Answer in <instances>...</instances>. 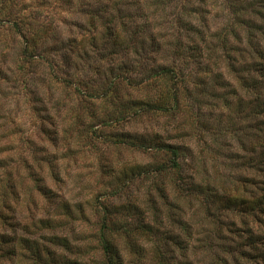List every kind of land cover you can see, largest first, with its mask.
<instances>
[{
	"label": "rangeland",
	"instance_id": "374dc122",
	"mask_svg": "<svg viewBox=\"0 0 264 264\" xmlns=\"http://www.w3.org/2000/svg\"><path fill=\"white\" fill-rule=\"evenodd\" d=\"M190 1L197 14L187 9V21L206 17L195 35H207L195 44L193 56L188 54L194 45L191 34L181 31L177 18L171 17L181 11L178 0H0V183L8 180L13 185L5 199L12 212L3 211L9 219L6 233L51 251L57 260L44 258L46 264H106L99 245L104 209L117 227L138 228L144 222L154 232L153 238L135 235L132 250L124 238H115L123 264H225L223 259L233 264L223 255L227 248L220 253L218 246L235 249L245 241L229 236L233 228L244 226L243 217L223 220V234L218 236L217 209L197 202L192 191L200 190L194 187L199 183L206 194L217 190L225 195L243 180H263V173L251 166L253 158L264 157V148L258 146L264 147V108L259 112L262 105L255 102L259 90L234 85V77L253 81L257 72L252 66H264V60L254 58L259 52L249 55L244 24L234 21L230 28L229 9L240 0ZM252 1L256 11L264 5ZM152 11L159 17L152 18ZM127 13L138 16L129 20ZM93 14L96 21L89 27ZM151 20L156 43L129 56L131 67L145 64L143 69H150L152 60L170 63L183 82L173 87L120 82L109 89L114 100L93 99L121 69L124 53L107 43L109 31L123 34L127 28L139 41L143 36L134 34ZM221 29L227 31L216 35ZM34 32L39 57L27 64L19 60L20 49ZM95 36L90 43L88 37ZM234 48L242 53V62L251 63L247 68L252 74L234 75ZM109 62L114 63L107 67ZM140 67L129 72L134 81ZM174 93L180 109L175 118L140 110L160 102L170 105ZM242 103L249 109L246 114L237 108ZM131 110L136 114L126 117ZM161 141L180 148L179 176L147 173L169 158L168 152L152 146ZM262 163L261 158L256 167ZM246 223L255 230L253 222ZM1 233L5 230L0 224ZM165 236L168 243L157 241ZM209 245L217 249L205 251ZM159 248L163 259L156 256ZM13 259L15 264H32ZM235 261L244 263L237 255Z\"/></svg>",
	"mask_w": 264,
	"mask_h": 264
},
{
	"label": "trees",
	"instance_id": "16d2710c",
	"mask_svg": "<svg viewBox=\"0 0 264 264\" xmlns=\"http://www.w3.org/2000/svg\"><path fill=\"white\" fill-rule=\"evenodd\" d=\"M245 2H249L247 7H243V4ZM261 2L264 3V0H262ZM199 3L201 2H198V4ZM231 3L232 1L229 4ZM177 4H178V7L179 5H181V9H180L181 11H179L178 13L176 12L172 13L171 17L177 18L178 23H179V25L177 26H179L181 31H184L185 34H189V33L191 34L192 36L191 43L194 45L193 47L189 48L188 54L193 56V51L194 50L197 51L196 49L197 46H195V44L197 42L204 41V39L206 40L207 38V35H202L201 39H197V36L195 35V33L196 34L199 33L198 31L199 28H197V26L199 24L200 26L205 25V22L203 21L206 19V17L205 18L202 17V20L195 19L194 22H191L190 20L187 21L188 16L190 19L191 15H190V10L188 11V13H185V11L187 9H192V12L197 14V10L195 9L196 4L195 3L192 4L190 0H178ZM254 7H255V4H253L252 0H240L237 2V6L231 7V9H229L231 10L230 14L232 15V19H231L232 25L230 28L234 29V21L236 24L238 21H239V24H244L246 27L247 33H248V37L245 36L244 42L246 41V46L251 47V51L249 52V55L251 56L253 53L259 52L263 54V56L261 54L259 55L254 54V58L256 57L259 60H264L263 58L264 57V5L262 8H259L257 11L254 9ZM152 13H154L153 14L154 16L152 18L159 17V14H155L154 11H152ZM94 15L95 14L92 15L93 16L92 18L90 17L88 19L90 23L87 22L88 23L87 25L89 27H91L93 25L92 23L96 21L95 20L96 18L94 17ZM137 16L138 14H135V15L129 14V13H127V15L125 14V18L129 20ZM153 27H154L153 20L147 23H143V25L140 27V29H142L141 30L142 32L140 31V33L134 34L135 37H137L138 35L143 36L142 38L141 37L139 38V41L134 40L132 38V31H130L127 28L124 29L123 34L121 31H117V32L109 31L108 36L110 37V40H108L107 43L111 45V47L114 49L122 50V51H116V52L124 53V55L120 59L121 69H120L119 74L114 75L110 79V81L107 82L106 91L102 92L99 95L91 96L93 99H97V100L106 99L110 101L114 100L116 97L112 96L111 98V96L109 95L110 94L109 89L110 88L112 89L113 86L115 87L120 82H123L127 86H130L132 85V83H134L135 86L137 87L156 84L157 82H162L165 84L170 83L171 85L173 84L172 85L173 87L176 84L183 82V80L180 79V77L178 76V73L175 70V66L171 65L170 63H157L156 61L152 60L151 61L152 64H147V66H150V69H143V65L145 64H142V65L135 64L134 66L136 67H131L133 65H131V63L127 59L129 58V56L137 53L138 48H141L142 49L141 52H143V48L145 49V45L147 43L149 44L151 42L156 43L157 38L155 37H157V33L155 34L152 33L151 29ZM226 31H224V29H221L219 30V32H217L218 34L216 35L219 36L222 32L225 33ZM230 32L231 30H229V33ZM36 33L37 32L32 33V35H30V37L26 39V45L20 49V59L19 60L24 63L33 64L36 62L37 57H39L37 54L39 52L40 45H38V41L33 42V39L37 37ZM159 33H160L159 36H161L162 33L161 32ZM88 38L89 40L92 41L90 43L94 44L96 40V36L94 38L93 37H88ZM239 42L240 44H242L243 38H241ZM170 43L172 42L170 41ZM167 45H169V42L168 40H165V47H167ZM114 49H113V53L115 54ZM135 55L138 56L137 54ZM217 57L218 55L215 54L214 58H217ZM241 57H242V53H239V51L234 48V75L237 72L246 73L249 71V69L247 68V65H250L251 63H249L248 61L242 62ZM139 58L140 59L144 58V55L143 56L139 55ZM248 59L245 58V60H248ZM208 60H211V57ZM109 61H114V59H109ZM113 63L109 62L107 67L111 66ZM237 63H241V67L235 66V64ZM139 66H141L142 68L140 67L141 70L138 71L137 81H134V79H131L132 75H129V72H133V70H135ZM252 67H253V72L255 73L257 72V75L253 77V81H251L252 79L248 77H243L240 80L239 78L241 77H237V78L234 77V79L236 80L234 85H239V82H240V86L242 88L243 87L248 88L250 89V91L257 88V90L259 91L255 93L256 94L255 102L259 104L261 103L262 107L261 109H259V112H261V110L264 108V77H263L264 76V72H263L264 66L261 65V67H258V65H255ZM20 71L22 70L20 69ZM250 71H249V74H252V72ZM65 84L67 85V83ZM111 89H110V92H111ZM76 90L79 95L85 94L79 91V89H76ZM235 93H236V86H234V99L236 98L235 96H237ZM86 94L90 96V93L86 92ZM177 94L174 93L171 95L170 105H166L164 102H160L156 105H146V107H143L142 105L141 107L143 108H140V110H142L143 113L151 111L153 114L166 115V116L175 118L177 115V112L180 111L179 97ZM237 108L240 112H243L244 114H246L249 111V109L246 110V108L243 107V103L242 105L239 104ZM131 113H132L131 116H134L136 114V111L134 112V110H131L129 114L125 116L128 118H131L130 116ZM257 114H260V113H257ZM128 142L129 140L125 143L128 144ZM131 144L132 143H130V145ZM152 146L154 149L168 152L169 158L167 159L166 162H164L162 166L150 168V170L147 171V173L149 174L152 173L156 175H161L163 173H174L178 175L181 171L180 170L181 168L180 148H176L174 145H170L166 143L164 144L162 141L152 144ZM258 146L260 148H264L262 144H258ZM252 150H254V147L252 148ZM258 157L260 158L258 160H255L253 158L254 163H252L251 166L254 167L256 171H260L263 173L262 174L263 180L260 182H252L248 184L247 181L243 180L240 182V185H237L235 187L233 192L227 191L225 195L219 194L217 190H215L214 193L208 192L206 194V190L201 191L202 186L199 183H197L194 186V183L192 182L194 187H197L198 189L200 188V190H197L195 192L194 190L192 191L193 198H196L197 202H200V203L204 202L203 204L205 207L206 205H209V206H212V209H217L218 213L216 214L217 216H215L214 221L217 224L215 230H217L216 233L218 234V236H221L223 234L222 231L224 230V226H225L223 220L228 219L229 216H233L235 218L243 217L241 224H243L244 226L240 227L241 229L233 228L232 231L229 232L230 233L229 236L232 239H234V237L244 238L245 241L243 243H240L235 249L234 247H230V246H223V245L218 246V251L220 250V253L222 249L227 248V249L222 250L223 255L225 257L230 258L231 259L230 261L233 264L234 262H237L235 261L236 255H237V260H239L240 262H244L243 264H264V163H262V165H258L259 167H256L257 162L260 161L261 158L264 159V157L261 155ZM143 174L146 175V170ZM38 182H40V180L36 181V183ZM181 185L182 184L180 180L178 188ZM36 186L37 188H41V186H39L38 184ZM12 189H13V185H11L8 180L5 182L4 185L1 184L0 224H1V227L5 230V233L0 234V264H3V262H6L8 264H15L13 257L14 258L18 257L21 259V261H24L26 263L30 262L32 264H46V259L44 258H50V261H53L55 259L57 260V257H54V254L51 251L43 248L44 246L43 245H42L43 247L40 246V244L37 243L36 241L31 243L29 240H26V239L13 240V238L11 236H8V234L6 233L9 227V221H8L9 219L7 218V215L3 211L8 212V213L12 212L9 203L6 202L5 200L7 195L10 194ZM206 195H209V199L207 197L208 200L206 199ZM133 209H136V208L133 207ZM111 218H112L111 215L107 212L106 209H104L102 225L100 227V232H99V245L105 256L106 264H123L122 256H121L122 250L118 248V246H116L115 238L116 237H119V238L121 237L122 239L124 238L126 241L125 242L126 246H128L126 248L127 249L131 248L132 250L133 249L132 239L134 238L135 235H144V236H148L149 238H153L154 232L150 231L148 227H146L145 225H142L144 222H141V224L138 225L139 226L138 228H134V227L127 228L126 226L117 227L115 223L111 220ZM245 218L246 220H244ZM246 222H248L249 224L253 222V224H255L256 226L255 230L250 228V226H247ZM166 240H168L167 236H165L162 239H158L157 241L168 243V241L166 242ZM151 242L154 243L153 240ZM212 248L216 250L217 245H214L212 247H210L209 245V247L204 248V250L208 251V249H210L211 251ZM156 256L158 257V259H163L164 254L160 250V248L157 249ZM216 258L218 261L222 259V257H216ZM223 261L226 264L224 259Z\"/></svg>",
	"mask_w": 264,
	"mask_h": 264
}]
</instances>
